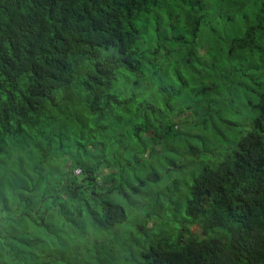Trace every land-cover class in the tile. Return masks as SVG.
Segmentation results:
<instances>
[{
	"label": "trees",
	"instance_id": "trees-1",
	"mask_svg": "<svg viewBox=\"0 0 264 264\" xmlns=\"http://www.w3.org/2000/svg\"><path fill=\"white\" fill-rule=\"evenodd\" d=\"M171 59L195 97L180 113L157 100L183 92L160 95ZM114 118L118 155L81 148L77 131ZM202 132L232 147L171 178L178 227L117 233V198L130 203L143 184L137 154L157 156L160 142L169 162L174 143L192 154ZM183 221L209 236L182 238ZM0 264H264V0H0Z\"/></svg>",
	"mask_w": 264,
	"mask_h": 264
},
{
	"label": "rangeland",
	"instance_id": "rangeland-1",
	"mask_svg": "<svg viewBox=\"0 0 264 264\" xmlns=\"http://www.w3.org/2000/svg\"><path fill=\"white\" fill-rule=\"evenodd\" d=\"M160 28H163L165 31L168 29L161 24ZM203 42L199 40L197 42V52L199 57H204V49L201 46ZM168 75L163 82H159L157 86H160L161 94L164 95L165 93L169 92L171 89L169 85L172 86V89H177L178 87H183V92L180 96H176L174 100H165L166 98L162 99V96L158 97V101L160 102L159 108H164L161 103L164 105L163 102H168L169 107H171V111L173 113H180L185 107L191 104V101L195 99V97L191 94L189 87L190 82H188L186 68L179 62L178 60L171 59L166 63ZM186 80V81H185ZM153 96L149 91H144L140 93V98H144L150 100ZM166 106V105H165ZM168 106V105H167ZM166 106V107H167ZM247 115L251 114L250 109L246 106ZM188 114V112L184 111L181 115L176 117V127L175 129L177 132L184 131L183 125L185 124L184 117ZM177 115V114H176ZM140 122L137 120L135 124ZM121 122L117 123L116 118L111 119L109 124L106 125L105 123H94L91 121L89 127L91 128L90 133L83 134L79 137L80 133L78 131L75 133L77 140L82 144L81 148L86 149H94L103 150L104 154L107 156L109 153H116L118 155L119 151H122L123 148L126 146V135L124 134L125 131H119V125ZM134 124V125H135ZM190 126H196L194 123H190ZM246 126L244 129H248V122H245ZM131 125H133L131 123ZM104 126V127H102ZM240 130L241 128H236ZM134 131V130H133ZM203 135L201 137L202 140H193L192 147L193 152L192 154L186 152V150L178 144H175L172 141H167V144L174 143L173 147L175 152L171 154V161H165L163 159L157 160L158 155H161L165 151L163 150V144L158 142L157 144L153 143L155 146V153L158 154L157 156L154 155H146V153H138V158L143 159L135 162L137 165V170L135 175L138 176L141 181L143 182L142 185H138L139 193L138 194H129L130 203H127L122 198H117L120 203L126 207L127 210V219L126 221L115 228L117 233L125 234L127 237L135 238L137 240L140 239L141 234L143 232H150L158 227H167L165 224L168 222L169 226L178 227L179 219L183 216V205L184 200H180V191H182L179 187L178 190H174L172 188L168 191H164L168 183H170L171 178H181L182 175L187 173V170L196 166V163L201 160H207L210 163H213L223 157L232 147V143L230 142H223L221 145L213 146V138L209 132H202ZM124 134V137H123ZM155 142L158 138L154 136L153 130L149 129L148 132L140 134L139 137H142V141L144 145L142 147H146L148 149V145L151 144L148 142L147 137H152ZM134 141L139 142L138 137L135 135L133 136ZM158 141H161L159 138ZM148 144V145H147ZM80 148V149H81ZM137 148H132V151ZM138 150V149H137ZM126 154V153H125ZM69 160V159H68ZM155 160V161H154ZM143 161V162H142ZM160 161V162H159ZM173 161V162H172ZM68 163V162H66ZM146 165V166H145ZM152 169H149V167ZM149 171H155L156 176L152 175L151 173H147ZM169 172L167 176L166 173ZM73 174V175H72ZM71 176L75 177L77 181L82 177V175L75 172L72 169ZM133 181L132 179H130ZM134 182V181H133ZM190 183V177L187 180V185ZM158 193V194H157ZM159 201L161 203L160 207L163 209L161 211H157L154 206V203ZM153 203V205H152ZM181 204V206H179ZM165 209V212H163ZM159 215V216H158ZM161 216V218H159ZM142 228V229H141ZM182 238H185L187 235H191L193 237H202V236H209V232L203 231L197 224H191L189 222L183 221L182 222ZM128 232H131L128 234ZM92 236L89 235L91 240ZM94 239V238H93ZM103 239H105L103 237ZM98 240H102L101 237H98ZM96 244L97 243L96 241ZM91 247V244H87ZM114 246V249H117ZM119 253L121 255H126L125 250H120ZM118 261H122V259H118Z\"/></svg>",
	"mask_w": 264,
	"mask_h": 264
},
{
	"label": "built area",
	"instance_id": "built-area-1",
	"mask_svg": "<svg viewBox=\"0 0 264 264\" xmlns=\"http://www.w3.org/2000/svg\"><path fill=\"white\" fill-rule=\"evenodd\" d=\"M75 172H76V173H79V169H75Z\"/></svg>",
	"mask_w": 264,
	"mask_h": 264
}]
</instances>
